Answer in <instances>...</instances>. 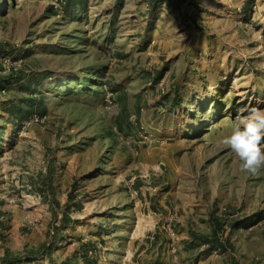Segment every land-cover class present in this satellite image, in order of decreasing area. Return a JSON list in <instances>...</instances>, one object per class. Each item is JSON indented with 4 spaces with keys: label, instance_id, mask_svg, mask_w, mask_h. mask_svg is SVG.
Instances as JSON below:
<instances>
[{
    "label": "rangeland",
    "instance_id": "obj_1",
    "mask_svg": "<svg viewBox=\"0 0 264 264\" xmlns=\"http://www.w3.org/2000/svg\"><path fill=\"white\" fill-rule=\"evenodd\" d=\"M264 0H0V264H264Z\"/></svg>",
    "mask_w": 264,
    "mask_h": 264
},
{
    "label": "clouds",
    "instance_id": "obj_2",
    "mask_svg": "<svg viewBox=\"0 0 264 264\" xmlns=\"http://www.w3.org/2000/svg\"><path fill=\"white\" fill-rule=\"evenodd\" d=\"M219 144L234 154L242 172L255 174L264 167V111L251 108L237 116L230 133Z\"/></svg>",
    "mask_w": 264,
    "mask_h": 264
}]
</instances>
